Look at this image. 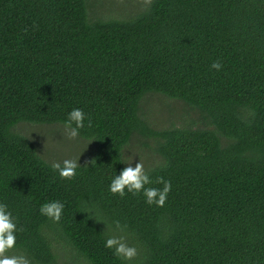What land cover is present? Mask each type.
I'll return each instance as SVG.
<instances>
[{
	"label": "trees",
	"instance_id": "1",
	"mask_svg": "<svg viewBox=\"0 0 264 264\" xmlns=\"http://www.w3.org/2000/svg\"><path fill=\"white\" fill-rule=\"evenodd\" d=\"M151 92L200 124L152 127ZM74 107L95 164L62 178L17 127L62 124ZM134 135L154 141L145 172L149 187L169 181L162 206L108 191ZM51 200L57 221L38 211ZM0 202L31 264H55L57 249L121 264L104 247L113 220L137 248L125 264H264V0H148L108 18H90L87 0H0Z\"/></svg>",
	"mask_w": 264,
	"mask_h": 264
},
{
	"label": "rangeland",
	"instance_id": "2",
	"mask_svg": "<svg viewBox=\"0 0 264 264\" xmlns=\"http://www.w3.org/2000/svg\"><path fill=\"white\" fill-rule=\"evenodd\" d=\"M148 0H87L88 14L95 17H123L139 11ZM141 110L148 123L154 128L168 125H184L196 119L197 112L191 110L184 102L151 92L143 97ZM194 124V125H195ZM17 129L30 139L38 148L41 156L47 161L59 162L65 158L82 162L90 158L93 152L91 140L77 136L68 138L61 123H32L21 121ZM153 139L134 135L123 150L125 160L132 159V164L138 160L144 171L154 165L159 155L153 151ZM17 254L20 252L15 251ZM55 264H76L69 252H59Z\"/></svg>",
	"mask_w": 264,
	"mask_h": 264
},
{
	"label": "clouds",
	"instance_id": "3",
	"mask_svg": "<svg viewBox=\"0 0 264 264\" xmlns=\"http://www.w3.org/2000/svg\"><path fill=\"white\" fill-rule=\"evenodd\" d=\"M211 68L219 70L221 64L213 61ZM85 113L80 108H71L65 119L62 121L64 132L68 138H75L79 135V130L85 124ZM90 123V121H89ZM78 158H65L59 162H52L51 168L56 170L62 178H71L76 174V169L81 166L77 163ZM124 167L117 173H114L108 183V191L120 197L126 193L132 195L140 194L144 203L147 205L162 206L170 190L168 180L158 178L162 182L161 188L149 187L150 178L144 171L143 165L137 160L132 164V159L121 161ZM87 163L95 164L94 159ZM64 209V204L59 200H51L42 203L39 206V213L53 221L60 219ZM114 235H106L104 247L110 249L113 256L121 261V264L130 262L137 255V248L133 244L126 242V224H121L119 220L111 222ZM20 229L17 227L16 218L9 210L7 204L0 202V264H31L28 257L23 254H17L15 249L18 247L17 234Z\"/></svg>",
	"mask_w": 264,
	"mask_h": 264
}]
</instances>
